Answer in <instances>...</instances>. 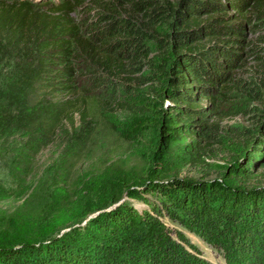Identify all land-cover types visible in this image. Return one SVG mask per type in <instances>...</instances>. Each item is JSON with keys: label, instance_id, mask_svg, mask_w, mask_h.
Here are the masks:
<instances>
[{"label": "trees", "instance_id": "obj_1", "mask_svg": "<svg viewBox=\"0 0 264 264\" xmlns=\"http://www.w3.org/2000/svg\"><path fill=\"white\" fill-rule=\"evenodd\" d=\"M48 2L0 0V203L27 194L36 158L60 136L78 157L89 154L104 135L118 139L110 117L136 109L131 101L135 79L145 83L158 77L162 83L158 103L144 101L137 107L160 119L158 153L141 160L137 184L115 183L93 218L96 239L87 227L75 234L89 239L83 244L71 233L33 235L12 226L0 235V264H134L111 256L103 246L116 243L120 254L135 248L144 234L141 228L165 230L158 219L162 213L226 229L243 244L247 261L242 264H264V187L246 190L231 183L250 180L264 162V109L263 123L245 131L254 141H245L220 180H167L158 167L159 154L174 139L189 137V155L196 159L219 140L210 118L228 88L259 93L254 81L236 77L235 70L244 63L246 28L264 25V0ZM257 47L264 66V47L251 50ZM144 70L156 73L148 76ZM204 99L208 106L201 105ZM124 191L148 208L120 202ZM167 253L174 264H208L172 247Z\"/></svg>", "mask_w": 264, "mask_h": 264}, {"label": "rangeland", "instance_id": "obj_2", "mask_svg": "<svg viewBox=\"0 0 264 264\" xmlns=\"http://www.w3.org/2000/svg\"><path fill=\"white\" fill-rule=\"evenodd\" d=\"M30 1L40 3L47 0ZM51 1L48 3L57 5L55 2L58 0ZM49 7H45V10ZM245 35L244 63L235 73L236 77L245 81H254L259 93L250 95L249 90L228 88V92L217 100L216 108L219 111L211 116L210 121L214 123L213 128L219 140L208 144V149L200 159L189 155L193 152L187 146L189 137L174 139L169 148L159 154L162 163L158 167L166 174L167 180L175 177L193 182L220 180L221 174L227 172L226 167L236 160L238 151L246 147L245 141H254L252 134L245 131L254 130L263 123L260 112L264 109V66L256 57L257 53L262 52L257 51L258 47L256 50L251 49L257 45L264 47V25H249ZM143 72L148 76L156 73ZM132 85L134 94L131 101L136 103V109L118 110L110 117L119 133L118 139L104 135L94 142L89 154L81 157L76 155L74 147L65 137L60 136L45 147L34 162L35 171L27 179V194L23 191L13 199L0 203V235L12 226H20L33 235L53 230L59 236L65 233L75 235L79 228L87 227L91 238L99 236L93 218L100 213L97 212L100 206L114 193L117 188L115 183L127 181L128 185L137 184L141 180V160L155 158L158 153L160 119L152 112H143L137 107L144 101L158 103L162 83L157 77L145 83L135 79ZM167 104L166 101L163 108ZM209 104L205 99L201 102L202 106ZM231 125H239L241 129L237 131L230 128ZM197 139L204 145L202 139ZM73 155L78 160L70 164ZM255 172L250 180L237 179L231 183L246 190L264 187V162L256 166ZM122 201L130 202L138 210L148 208L142 202L131 199L126 191L122 193ZM158 219L165 230L141 228L144 234L135 248L120 254L119 251L115 252L118 247L116 243H108L102 249L117 259L133 260L134 264H174L165 258L171 247L186 253L192 260L202 259L208 264H242L247 261L239 237L232 238L226 229L173 220L165 213L159 215ZM165 233L167 236H164ZM76 237L83 244L89 241L82 234Z\"/></svg>", "mask_w": 264, "mask_h": 264}]
</instances>
